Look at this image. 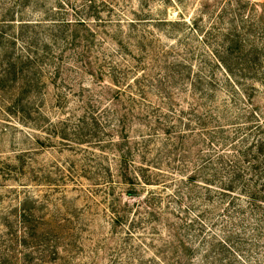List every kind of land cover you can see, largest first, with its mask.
Wrapping results in <instances>:
<instances>
[{"label": "rangeland", "instance_id": "374dc122", "mask_svg": "<svg viewBox=\"0 0 264 264\" xmlns=\"http://www.w3.org/2000/svg\"><path fill=\"white\" fill-rule=\"evenodd\" d=\"M12 7L14 25H0V255L21 239L26 205L48 254L58 247L52 264H170L180 244L163 251L164 220L145 203L237 161L236 192L212 183L205 201L196 185L193 205L186 193L170 206L175 223L198 217L180 228L198 246L192 264H264V0H0V15ZM178 132L188 163L173 171ZM147 139L159 184L128 183L122 156L143 166ZM216 239L236 255L212 251Z\"/></svg>", "mask_w": 264, "mask_h": 264}, {"label": "trees", "instance_id": "16d2710c", "mask_svg": "<svg viewBox=\"0 0 264 264\" xmlns=\"http://www.w3.org/2000/svg\"><path fill=\"white\" fill-rule=\"evenodd\" d=\"M17 4V3H16ZM23 7H25V3L22 4ZM89 8V9H88ZM91 6H85L84 10L88 11L86 15L89 14V10H90ZM15 8H9L7 9L5 12L1 13L0 15V25H7L9 27H11L12 25H14L16 18H15V12H14ZM85 20L82 19V21H79L78 24H84ZM3 38V31H0V40ZM3 54L4 52L2 51L1 45H0V56L1 58H3ZM4 59V58H3ZM160 118V116H157L154 119V123L160 124L161 122L157 121ZM163 121L167 122L166 118H162ZM121 120V119H120ZM119 120V121H120ZM118 122V121H117ZM158 127V126H157ZM175 126L168 124L164 130L167 133H171V131H174ZM188 134L187 132H178L177 136H176V140L177 141V145H179L181 147V150L179 152V157L182 153L186 152L188 149V143L186 141H184L185 138H187ZM178 142L180 144H178ZM152 143V141L150 139L144 140L142 141V148L141 150L143 152V166H140L137 169H132L129 170V168H127L125 162H127V158L126 155H123V163L124 166L127 170H125V172L123 173L124 179H126L128 181V183H133L134 180L140 179L141 181H143V183H145L146 185H158L159 184V174L155 173L158 169V164L157 162L149 159V155L151 152V148H150V144ZM169 145H165L163 147L164 151H167L169 153L172 152L173 149H171L170 147H168ZM129 151L136 149V145L134 144L133 147H128ZM149 159V161H148ZM161 161V160H160ZM179 161V158H174V160L171 162L170 160L164 161L163 163H166L165 166L168 167L169 169H172L173 171H175V169H183V167L186 166V164L188 163L187 158L183 155H181V159H180V164H178L177 166L176 163ZM222 162V160H221ZM236 163L237 161L234 162V165L232 166L233 171L231 172V174L227 175V176H221L218 173L213 175V174H208L207 172V167L206 166H200L198 167V169L193 170L192 174H186L181 176L180 178H176V180H173V182H175L176 184V190L171 189L169 190L168 188H163L165 190H167L168 192H166L164 194V196L160 195L159 197L156 198H149V205H147V203H145V208L144 210H146V213H148V218L149 219H153L156 217V215H160V217L164 220L161 223L162 226V230L165 231V244L163 246V251L167 252L168 250H171L170 253H173V255L177 253L178 249H181V253L182 254H178V256L180 257L179 259L176 258L175 260V256L172 258L174 261L171 262L170 264H192L191 261L193 260V257L196 256L198 252V246H193L192 241L190 240H186L185 238V231H181L180 228H184L186 230H191L194 226H196L198 223V217H196L195 219L191 220L188 219V222H186L185 224L182 223H175V210H172V207L170 206L171 203H181L183 202L184 199H186L188 196H186V193H190L189 195L191 197H189V200L191 201L190 203H192L191 205H193V190L194 187H196V185H200V189H204L205 193L207 195L208 198H205L204 196H201L205 201H210L209 199L211 198L209 196L210 194V190H209V186L213 185L212 183H216L218 185L224 186L225 189L224 191H228L230 192H236L237 191V187L239 186V182L241 180H239L240 178V174L238 173L239 171H237L236 169ZM160 164V163H159ZM121 166V165H120ZM123 168V166L121 167ZM181 171V170H180ZM165 177V176H164ZM243 182V181H241ZM129 195H138V193L136 194L134 191H128ZM243 193H245V195H248L252 200H254L255 197H257V191L255 190H244ZM152 196V195H151ZM174 200V201H173ZM212 202V201H211ZM185 203V202H183ZM188 207V206H187ZM187 207L183 208V211H181L180 213H186V209ZM124 213V212H123ZM32 213H30L29 208H26V205H23L21 207V211L19 213L20 218L18 219V223L20 225V229L22 232L21 235V239L18 241H15L13 243V245H11V250L9 251H2V254L0 255V264H36V262L39 260L38 258V252H40L43 255V263H55L57 256H58V247L56 244L52 245V250H50V254H48L47 249L50 247L49 245L47 246H43L45 243H48L50 240V237L47 236V233H43L44 231H41L40 229L41 226L43 225V223H36V222H32V220H30L29 222V216ZM121 216L117 217V219H119ZM132 226L134 224V220H132ZM200 225L203 226V224L200 222ZM192 227V228H191ZM182 233H184L183 235H181ZM17 236V235H16ZM17 238V237H16ZM32 239V242H27V239ZM197 238V237H196ZM196 238L194 239V241L196 242ZM193 239V238H192ZM186 240V241H185ZM190 242V244H186L187 242ZM44 243V244H42ZM180 244L179 248L177 249V245ZM215 247V248H214ZM212 251H215L217 249V247L219 249L222 248L226 249L227 251H231L232 254H234V256L236 255V250H234L232 248V246H229L226 242H223L222 240L216 239V244L214 245ZM30 249L29 252H25L26 249ZM19 249H21L22 254L19 255ZM47 253H46V252ZM36 255V256H35ZM172 255V256H173ZM208 254H206L207 256ZM184 257V260H183ZM36 260V262H35ZM206 260H200L201 264H207L209 261ZM213 263V262H212ZM218 264H221V262L219 260H217Z\"/></svg>", "mask_w": 264, "mask_h": 264}]
</instances>
